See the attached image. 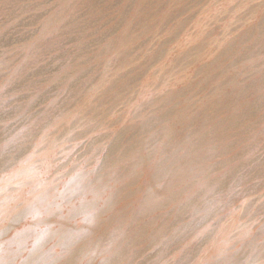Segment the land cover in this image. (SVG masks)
Instances as JSON below:
<instances>
[{
  "label": "rangeland",
  "instance_id": "374dc122",
  "mask_svg": "<svg viewBox=\"0 0 264 264\" xmlns=\"http://www.w3.org/2000/svg\"><path fill=\"white\" fill-rule=\"evenodd\" d=\"M263 71L264 0H0V264L40 252L64 262L50 237L60 228L88 245L70 264H264V172L173 225L208 179L224 182L244 161L263 168L264 146L257 158L236 146L240 156L204 169L190 193L169 175L150 189L163 159L180 166L203 112L250 84L264 93ZM171 138L181 149L164 150ZM150 191L172 201L155 207Z\"/></svg>",
  "mask_w": 264,
  "mask_h": 264
},
{
  "label": "bare ground",
  "instance_id": "6f19581e",
  "mask_svg": "<svg viewBox=\"0 0 264 264\" xmlns=\"http://www.w3.org/2000/svg\"><path fill=\"white\" fill-rule=\"evenodd\" d=\"M226 49L227 51H231L232 47L231 48L228 47ZM223 54H226L225 51L222 53V55ZM68 62H69V59L66 63ZM212 63L214 62H211V64ZM259 83L264 84V71L261 74ZM252 85L253 84H250L246 87H243L242 89L236 90L239 92H236V91L232 92L233 94L230 98L229 96L231 94H227L226 96H224V98L214 103L212 107L210 108L211 110L203 112L200 115V119L191 124L189 130L197 131L198 137L194 140L183 137V141L186 146L184 148V155H183L184 158L180 160L179 162L180 166L175 167V168L172 166L166 167L165 166L166 160L163 159L162 166L159 169H157L155 173L153 174L154 176L152 179V183L150 184L151 185L150 189L155 187L157 181H159L164 175L165 176L169 175L170 177L168 178V181L177 180L180 182L184 181L185 184L187 183L183 188H185L184 191L188 190V192L190 193L189 186L187 185H189V183L192 184L193 182H197V180L200 181V180L205 179L207 175H203L204 174L203 172L206 169H209V171L211 170L212 172H214L216 170H219L220 166L226 168L234 162L236 156H240V153L234 150L236 146L245 148L244 151L246 153H250V156H254L255 158L259 157L257 156L258 155L257 150L264 146V143H261V141H264V136L259 134L260 123L264 121L263 116H260V114L264 113V93L263 94H260V92L253 93ZM246 95H253V97L255 98L251 102L247 103L246 105H238L234 107L235 101L238 98H242L243 96H246ZM234 97H235V100L233 99ZM169 103L170 104L173 103V96L169 97ZM165 106L166 105H164L160 109L161 114L158 115L160 116L159 117L160 119L164 118L169 113V111H172V109H170L169 107L165 108ZM227 112H231V113L226 115ZM202 119H206L205 120L206 124L211 123L212 122L211 119H213L214 121L216 120V123L213 124L208 129H206L205 128L206 124L201 121ZM144 126L146 127L145 130H147L149 126L151 128L152 124L147 123V124H144ZM177 136L180 137V135H177ZM251 139L254 141L249 143L248 146L242 147V145H239V144L237 145V141H247ZM122 141H125L124 136L120 137L117 141L113 143L107 156H112V154L119 152L125 143V142L122 143ZM176 145L177 143L173 141V138H171L168 141L164 150L175 152V150L181 149V148H177ZM173 148H176V149H173ZM214 157H217V158L223 157V158L217 163L207 165L206 163L208 161L209 162L213 161ZM175 161L176 160L170 161L169 165L175 164ZM248 164H250V161H244L240 164H237V166L233 167V169L231 167L230 168L231 171L226 173L225 175L224 182L222 181L218 182L213 179L212 180L208 179L206 182L207 185L205 188H203L202 190H199L198 192L196 191V193H193V195L188 193L189 196L187 200L181 203V205H178L179 209L177 211L176 216L173 219V225H176V224L178 225L180 221H182L184 218L187 217L188 206L200 205L203 203L212 202L213 199L218 198L219 194H222L224 192L226 194L225 195L222 194V195L226 196L231 193V190L235 188V186L249 182L251 179L255 178V176H258L259 174L264 172V166L261 169H254V170L246 169ZM116 197H119V198L122 197L121 192H118L116 194ZM150 197H152L153 202L150 200ZM146 198L149 199L148 202L154 204L155 207H162L165 203H170L172 201V195L161 196L158 194H154L152 191H150V195L146 194ZM88 207H90L89 204L86 205V208ZM28 209L29 207L23 209V212H28ZM172 211L173 209L169 212V214L172 213ZM17 215L22 216L23 215L22 211L19 212V214ZM25 215L26 214H24L23 216ZM169 216L170 215H168V218ZM168 221L169 219H166L164 217L162 225L165 227L168 224ZM93 222H94V219L90 217L89 220L86 221V225L92 226ZM151 222L153 221L151 220ZM171 222L167 226L172 227ZM177 227L178 228L175 229L176 231L174 232V235H171L170 238L174 236H178L181 233V231H183L184 229H186V227H189V226L188 224H183ZM81 230L85 232L86 229L85 227H83ZM74 231L76 230L74 229ZM74 231L72 232L69 229L60 228L57 232L55 231L51 232L50 237L55 238L57 242H59L58 245L62 247L64 252L66 253L69 252L68 257L66 258L64 262L60 263L62 260H58V259H52L51 261H49V258H51L52 256L48 257L47 253L40 252V254L38 253L35 256L33 255L29 256L25 264H70V261L72 262L73 259L76 260V258L80 254H86V251L88 249L87 243L81 244V246H84V248L85 246L87 247L86 250L83 249V247L81 248L80 246L74 247L77 242ZM80 236H82V234ZM152 257L153 256L151 255V259ZM104 259H103V262H104Z\"/></svg>",
  "mask_w": 264,
  "mask_h": 264
}]
</instances>
